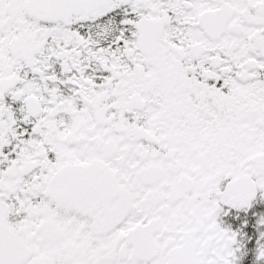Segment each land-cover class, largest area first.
<instances>
[{"label":"snow or ice","instance_id":"snow-or-ice-1","mask_svg":"<svg viewBox=\"0 0 264 264\" xmlns=\"http://www.w3.org/2000/svg\"><path fill=\"white\" fill-rule=\"evenodd\" d=\"M0 264H264V0H0Z\"/></svg>","mask_w":264,"mask_h":264}]
</instances>
